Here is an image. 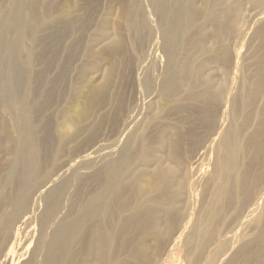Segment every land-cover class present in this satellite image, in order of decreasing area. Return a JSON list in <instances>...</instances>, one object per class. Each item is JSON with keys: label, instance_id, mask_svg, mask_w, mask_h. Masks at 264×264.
Here are the masks:
<instances>
[{"label": "rangeland", "instance_id": "1", "mask_svg": "<svg viewBox=\"0 0 264 264\" xmlns=\"http://www.w3.org/2000/svg\"><path fill=\"white\" fill-rule=\"evenodd\" d=\"M263 15L0 0V264H264Z\"/></svg>", "mask_w": 264, "mask_h": 264}, {"label": "bare ground", "instance_id": "2", "mask_svg": "<svg viewBox=\"0 0 264 264\" xmlns=\"http://www.w3.org/2000/svg\"><path fill=\"white\" fill-rule=\"evenodd\" d=\"M29 1H30V0H29ZM27 2H28V1H27ZM145 8H146V7H145ZM151 8H152V7H151ZM24 9H25V8H24ZM34 9H35V8L33 7V8H32V11H34ZM142 9H143V8H142ZM152 9H153V8H152ZM242 9H243V8H242ZM147 10H148V8H147ZM185 11H186V9H185ZM25 13H26V12H25ZM150 13H151V11H150ZM148 15H149V14H148ZM194 15H195V14H194ZM13 16H14V15H13ZM151 16H152V15H151ZM169 16H170V15H169ZM169 16H168V17H169ZM263 16H264V15H263ZM263 16H262V17H263ZM26 17H27V16H26ZM28 17H30V12H29V16H28ZM28 17H27V18H28ZM33 17H34V16H33ZM35 17H37V16H35ZM27 18H26V20H27ZM31 19H32V18H31ZM34 19H37V18H34ZM38 19H39V18H38ZM13 20H14V19H13ZM128 20H129V19H128ZM147 20H148V22H149V19H147ZM150 20H151V19H150ZM39 21H40V20H39ZM24 22H25V21H24ZM24 22H23V23H24ZM151 22H152V21H151ZM178 22H179V20H178ZM16 23H17V22H16ZM153 23H154V22H153ZM206 24H207V23H206ZM206 24H205V25H206ZM154 25H156V23H155V24H152V26H154ZM13 26H14V24H13ZM149 26H150V25H149ZM152 26H151V27H152ZM203 26H204V25H203ZM154 27H156V26H154ZM206 27H207V26H206ZM15 28H16V27H15ZM21 28H22V27H21ZM186 28H187V27H186ZM201 29H204V28L202 27ZM19 30H20V29H19ZM34 30H35V29H34ZM36 30H37V29H36ZM156 31H157V30H156ZM249 31H250V30H249ZM21 32H22V31H21ZM21 32H20V33H21ZM247 32H248V31H247ZM35 33H36V32H35ZM156 33H157V32H156ZM249 33H250V32H249ZM244 34H245V33H244ZM244 34H243V35H244ZM23 35H24V34H23ZM157 35H158V34H157ZM248 36H249V34H248ZM248 36H247V37H248ZM34 37H35V35H34ZM34 37H33V39H34ZM153 37H154V36H153ZM183 37H184V36H183ZM245 37H246V36H245ZM121 39H122V38H121ZM152 39H153V38H150V37H149V39H148L149 42H148V43L146 42L147 45L145 44L146 47L149 46L150 48H153V46L156 44V40L153 39V41H152ZM243 39H244V38H243ZM208 41H209V40H208ZM33 42H34V40H33ZM31 44H32V43H31ZM152 44H153V45H152ZM211 44H212V43H211ZM206 45H207V44H206ZM19 47H20V46H19ZM32 47H33V46H32ZM146 47H145V46L143 47V51L146 49ZM9 49H10V48H9ZM31 49H32V48H31ZM18 50H21V49H17V51H18ZM152 50H153V49H152ZM146 51H148V50H146ZM153 51H154V50H153ZM11 52H12V51H11ZM18 52H19V51H18ZM30 52H31V50H30ZM8 53H9V52H8ZM14 53H15V52H14ZM147 53H148V52H147ZM9 54H11V53H9ZM31 54H32V52H31ZM237 57H238V56H237ZM145 60H146V59H143V62H146ZM209 60H210V59H209ZM211 60H212V59H211ZM10 61H11V60H10ZM27 61H28V60H27ZM225 62L227 63V61H225ZM225 62H224V64H225ZM146 63H147V62H146ZM0 64H1V63H0ZM141 64H142V61H141ZM143 64H144V63H143ZM10 65H11V64H10ZM226 65H227V64H226ZM7 66H8V65H7ZM144 66H145V64H144ZM147 66H148V65H147ZM233 66H234V64H233ZM145 67H146V66H145ZM7 68H8V67H7ZM25 68H26V66H25ZM138 68H139V66H138ZM143 69H144V68H143ZM27 70H28V69H27ZM31 70H32V69H31ZM139 70H140V69H139ZM0 71H1V70H0ZM9 71H10V70H9ZM235 71H236V69H235ZM2 72H3V71H2ZM143 72H144V71H143ZM10 73H11V72H10ZM10 75H11V74H10ZM28 80H29V79H28ZM139 81H140V80H139ZM10 83H11V82H10ZM10 83H9V81H8L7 86H9ZM27 83H28V82H26V86H25V87H27ZM29 84H30V82H29ZM229 86H230V85H229ZM1 88H2V87H1ZM9 88H10V87H9ZM4 90H5V89H4ZM11 90H12V88H11ZM25 92H26V89H25ZM25 92H23V93H25ZM12 93H13V92H12ZM25 94H26V93H25ZM26 96H27V95H26ZM11 97H12V96H11ZM27 97H28V96H27ZM27 97H25V98H27ZM22 103H25V102L22 101ZM23 105H24V104H23ZM226 105H227V104H226ZM23 107H24V106H23ZM26 108H27V107H26ZM27 109H28V108H27ZM136 109H137V108H136ZM26 111H28V110H26ZM23 112H24V111H23ZM142 112H143V111H142ZM22 114H23V113H22ZM26 115H27V114H26ZM27 116H28V115H27ZM129 117H130V116H129ZM29 118H30V117H29ZM23 119H24V118H23ZM17 120H18V118H17ZM21 120H22V119H21ZM27 120H28V119H27ZM27 120H26V121H27ZM28 121H29V120H28ZM17 122H18V121H17ZM135 122H137V121H135ZM130 123H131V122H130ZM29 124H30V123H29ZM128 126H129V125H128ZM27 127H28V125H27ZM16 128H17V127H16ZM28 128H29V127H28ZM19 129H21V128H19ZM127 129H128V127H127ZM17 130H18V128H17ZM22 130H23V129H22ZM27 130H28V129H27ZM29 130H30V128H29ZM219 130H220V128H219ZM20 131H21V130H20ZM125 131H126V130H125ZM220 131H221V130H220ZM218 132H219V131H218ZM28 134L30 135V133H28ZM122 134H124V131H123ZM18 135H19L18 137H20V134H18ZM25 135H27V134H25ZM124 135H125V134H124ZM124 135H123V137H124ZM120 136H121V135H120ZM24 138H25V137H24ZM214 140H216V139H214ZM17 142H18V141H17ZM25 142H26V141H24V143H25ZM32 142H33V140H32ZM113 142H114V141H113ZM113 142H112V144H113ZM116 142H117V141H116ZM218 142H219V141H218ZM35 144H36V143H35ZM105 144H106V143H105ZM18 145H19V144H18ZM101 145H102V144H101ZM28 146H29V145H28ZM118 146H119V145H118ZM26 147H27V145H26ZM102 148H103V145H102ZM105 148H106V147H105V145H104V148H103V149H105ZM36 149H37V148H36ZM113 149H114V147H113ZM26 150H27V149H26ZM105 150H106V149H105ZM111 150H112V149H111ZM97 151H101V149H100V150L97 149ZM109 151H110V150H109ZM110 152H111V151H110ZM114 152H115V151H114ZM106 153L108 154V152H106ZM88 155H89V154H88ZM90 155H91V154H90ZM114 155H115V154H114ZM90 157H91V156H90ZM95 157H96V156H95ZM98 158H99V157H98ZM117 165H118V164H117ZM64 171H65V170H64ZM64 171H63V173H64ZM117 171H118V170H117ZM66 174H67V173H66ZM130 177H131V174L128 175L126 179H128V178H130ZM118 182H119V181H118ZM120 183H121V182H120ZM118 184H119V183H117V185H118ZM119 186H120V185H119ZM119 186H118V187H119ZM155 186H156V179H153V188H155ZM114 191H115V190H114ZM111 192H112V191H111ZM123 192H124V188L119 192L118 195H121ZM105 193H106V192H105ZM112 193H113V192H112ZM101 195H102V194H101ZM132 204L135 205L136 203L132 202ZM260 205H261V204H260ZM256 207H258L257 204H255L254 209H255ZM252 211H253V210H252ZM243 221H244V220H243ZM224 260H225V259H224Z\"/></svg>", "mask_w": 264, "mask_h": 264}]
</instances>
